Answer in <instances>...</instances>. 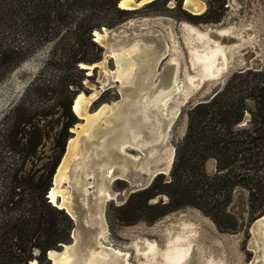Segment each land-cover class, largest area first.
<instances>
[{
  "label": "rangeland",
  "instance_id": "374dc122",
  "mask_svg": "<svg viewBox=\"0 0 264 264\" xmlns=\"http://www.w3.org/2000/svg\"><path fill=\"white\" fill-rule=\"evenodd\" d=\"M203 1L206 5L205 10L196 13L184 7L182 0H148L135 9H129L132 10L130 15L116 25L103 26L94 31L104 32V29H107L109 40L117 44H128L133 37L137 39L141 37L142 45L156 48L157 53H162V57L165 55L164 46L168 47L167 54L171 57L175 52L172 46L175 45L177 49L175 54L181 62V79L185 71L192 72L184 40L187 34L184 26L188 24L198 31L208 32L212 39L221 43V46L233 48L229 68L224 72L220 80L222 84L217 88L220 91L235 73L250 70H242L248 64L254 71L264 70V0H226L225 10L219 22L201 20L203 14L210 8L208 1ZM199 16L201 18H194ZM113 29L116 31L112 33ZM226 30L230 32L224 36L218 35ZM65 31L66 29L62 28L52 39L18 54L9 49L12 45H22L24 41L26 42V35L21 33V29L14 37L3 35L4 37L0 39V46L3 52L5 51L0 57V200L10 182L12 183L16 177L21 187L30 193L29 197L33 199L38 194H32L30 187L33 184L38 183L41 188L49 184L46 194L48 202L58 210H63L71 220H67L58 210L47 209V227H52L59 235L44 231L43 238L37 242L47 243L52 236H58L63 240L45 252L39 246L33 247L26 253L31 256L27 262L24 256H19L18 259L13 258L12 264H50L49 250H63L64 247L60 245L73 243L75 233L85 235L90 242L84 246L88 250L97 252L101 248L94 246L106 245L130 251L132 253L130 260L138 262L142 256H136L135 244L143 248L154 241L160 247H164L168 239L183 232L182 224L194 227L193 233L190 232L197 245L194 247L193 257L196 258L202 253L201 264L212 258L219 264L259 262L260 251L264 249V245L259 246L255 239L257 233L255 223L264 212L257 215L251 213L250 198L253 193L251 190L245 186H238L234 190L232 202L227 209L229 216L221 215V197H218L216 207L212 210L215 218L191 205L154 218L160 209L158 205L167 203L169 197L164 193L158 194L149 200L148 203L151 205L149 207L142 203L140 196H132L139 191L136 186H132L133 183L147 173L139 168L147 158V153L134 145H127L125 155L114 158L117 165L126 159L138 160L136 163L126 160L128 168L124 176L111 181L105 180L113 194L110 199L101 201L92 174H83L80 175L83 179L78 187L69 182L63 184L64 187L68 186V192L72 195L76 218L66 208L51 200L50 187L67 152L68 142L76 136L75 128L84 122V119L74 111V100L80 93L90 95L95 89L100 91L98 98L89 107V111L93 113L103 104H114L123 98L118 80L111 77L112 82L103 87L107 81L106 72H112L117 67L109 48L97 40L94 31L93 40L99 49L84 42V38L67 35ZM240 43L243 44L239 46ZM162 57L156 59V73H159V69L164 65L160 63ZM79 58H97L91 62H81L99 64L90 71L82 67L81 62H76ZM210 84L211 81L204 82L200 89L192 91L191 94L194 92V97L202 95ZM179 101L183 103L184 99L179 98ZM193 107L187 104L182 107L179 115V111L177 112L169 126V143L157 153L158 159L161 160L169 157L170 151L175 154L170 172L164 175L165 182L172 178L171 172L177 150L187 132L189 111ZM250 119V113L246 112L239 126L247 125ZM77 156L78 154L73 158ZM66 170H69V166ZM206 171L209 175L221 173L217 172V161L214 158L207 161ZM261 190L264 194V185ZM7 215L18 216L15 210ZM4 217L6 218L1 214L0 220ZM234 221L237 225L231 228ZM0 240L1 250L5 249V241L2 238ZM147 249L148 247H145L142 252ZM13 254L16 255L14 252ZM4 255L1 251L0 264H10Z\"/></svg>",
  "mask_w": 264,
  "mask_h": 264
},
{
  "label": "trees",
  "instance_id": "16d2710c",
  "mask_svg": "<svg viewBox=\"0 0 264 264\" xmlns=\"http://www.w3.org/2000/svg\"><path fill=\"white\" fill-rule=\"evenodd\" d=\"M207 1L210 8L203 14L204 17L194 18H201L203 22H219L226 0ZM119 2L0 0V39L3 35L14 37L21 29V33L26 35V42L12 45L9 49L18 54L52 39L63 28L66 29L65 34L84 38V42L99 49L93 40L94 29L112 27L132 11L120 7ZM4 52L0 46V57ZM96 59L79 58L76 62ZM246 112L250 113L251 119L247 125L239 126ZM212 158L217 161V172L221 173H207L206 163ZM171 175L169 182L164 181L163 174L158 175L148 188L132 195L140 196L142 203L149 207V200L156 195H168L169 201L158 205L160 209L154 218L187 205L198 207L215 218L212 210L218 197H221V215L229 216L227 209L238 186H245L253 192L251 213L257 215L264 212L261 190L264 185V70L235 73L210 101L199 103L189 111L187 132L178 147ZM23 189L16 177L0 200V215L6 216L0 220V239L5 241V249L1 250L0 240V250L10 264L13 258L18 259L19 256H24L27 262L31 256L26 253L33 247L39 246L45 252L63 240L52 236L47 243L37 242L43 238L44 231L59 235L58 231L47 227V209L58 210L46 197L49 184L42 188L38 183L33 184L30 187L32 194L38 193L34 199ZM14 210L17 217L7 215ZM58 211L71 221L63 210ZM217 223L222 226L218 220ZM236 225L234 221L231 228Z\"/></svg>",
  "mask_w": 264,
  "mask_h": 264
},
{
  "label": "bare ground",
  "instance_id": "6f19581e",
  "mask_svg": "<svg viewBox=\"0 0 264 264\" xmlns=\"http://www.w3.org/2000/svg\"><path fill=\"white\" fill-rule=\"evenodd\" d=\"M184 5L196 13H200L206 7L203 0H185ZM119 6L135 9L139 5L134 0H121ZM184 28L187 31L184 40L188 48L189 66L192 72L185 71L183 79L180 78V61L175 54L176 46L173 45L172 49L175 52L171 60L177 62V70L167 85L160 82V72L156 73V48L142 45L141 37H138L140 39L133 37L128 44H117L109 40L107 29L104 32L94 31L97 40L109 48V53L115 58L117 64L115 70L106 72L107 81L103 87L112 82L111 77L118 80L123 98L114 104H103L93 113L89 111V107L98 98L100 91L95 89L90 95L80 93L74 100V111L84 119V122L75 128L76 136L68 142L67 152L58 166L54 184L49 191L51 200L60 207L66 208L73 217L76 218V213L73 210L72 195L68 192V186H63L65 182L78 187L83 179L80 175L92 174L98 186V197L101 201L104 202L113 197L105 180L111 181L124 176L128 168L127 161L136 163L138 160V158L126 159L127 161L123 160L122 164L117 165L114 158L121 152H125L127 145L137 146L140 150L146 148L147 158L139 168L150 171L153 162L159 160L155 158L160 150L159 144L164 141L170 123L179 111V98L187 99L191 92L207 79L216 78L229 68L233 48L227 49L221 46V43L212 39L208 32L198 31L191 25L187 24ZM217 30L220 29L217 28ZM222 32L224 34H218L224 36L230 30ZM242 44L240 43L239 46ZM98 64L81 62V66L90 71ZM124 64L129 67L126 68ZM175 97H177L175 101L170 102ZM165 119L169 122L164 129ZM77 154L78 156L73 158ZM167 159L168 167H170L173 159L172 151ZM193 228L192 225L182 224L183 232L179 231L180 233L174 237L167 238L164 247H160L154 241L143 248L135 244L136 256H142L138 262L130 260L132 255L130 251L118 248L109 250L107 248L111 247L106 245L105 247L94 246L101 248L97 252L88 250L84 246L90 242L84 234L81 236L76 233L73 243L65 244L61 251L50 249L48 255L53 260L52 264H201L202 253L196 258L193 257L196 245L193 234L190 233H193ZM255 228H257L255 239L259 246L264 245V214L256 219ZM145 247H148L147 251L142 252ZM260 252L261 260L253 264H264V249ZM205 264L219 263L212 258Z\"/></svg>",
  "mask_w": 264,
  "mask_h": 264
},
{
  "label": "water",
  "instance_id": "95a60500",
  "mask_svg": "<svg viewBox=\"0 0 264 264\" xmlns=\"http://www.w3.org/2000/svg\"><path fill=\"white\" fill-rule=\"evenodd\" d=\"M121 1V0H120ZM135 3L139 6L143 5L145 2H147L148 0H134ZM183 1V4L185 3V0H182ZM142 2V3H141ZM138 6V7H139ZM185 7V6H184ZM105 30V29H104ZM116 30H111V32H115ZM217 31V30H215ZM219 35V34H218ZM163 54H165L163 57H162V53H157L155 55V58L158 60L160 57H162L160 59V63H164L163 67H161L159 69V72H160V82L162 84H168L171 82L174 74L176 73V70H177V62L175 61H172L171 60V57H169V55L167 54V52L169 51L168 47L167 46H164L163 47ZM178 59V58H176ZM180 60V59H179ZM180 65H181V62H180ZM181 69V68H180ZM245 69H251V67H249V64L246 66V68H243L242 70H245ZM225 72V71H224ZM224 72L216 77V78H212V79H207L206 81H211V84L209 85V87L207 88V90L200 96H197V97H194V92L198 89L201 88V86H199L197 89H195V91L187 98L184 100L183 103H180L179 104V112H178V115L182 112V107H184V105H187L189 104L191 107L199 104V103H203V102H206L208 101L209 99H211L212 97H214L220 90L217 89L219 87L220 84H222V77H223V74ZM205 81V82H206ZM171 105V103H170ZM177 115V116H178ZM165 124H164V129L166 127V123L169 122L168 119H165L164 120ZM168 133H169V130L165 133V139L164 141L159 144V149L161 150V148H163V146L167 143H169V138H168ZM127 148H125V151H126ZM143 152H146L147 155H148V152H147V149L146 148H143L141 149ZM120 155H125L124 152H121ZM158 155L155 156L156 159H158L157 157ZM174 156L175 154L173 155V159H172V162H171V165L173 163V160H174ZM171 165L170 167L169 166V160L167 158H163L162 160L159 159L158 161L156 162H153V164L151 165L150 167V171H147V173L144 174V176L142 178H138V180H136L134 183H133V187H137L138 190H142V189H145L147 188L151 182L153 181V179L160 175V174H163V175H166L167 173L170 172V168H171ZM157 171V173L154 175V172ZM54 184V182H53ZM51 188V187H50ZM262 216V215H261ZM60 246L64 247L65 244H61ZM114 248V247H112ZM112 248H107L109 250H111ZM49 260H50V264H52V258H50L48 256ZM121 262V261H120ZM196 264V263H194Z\"/></svg>",
  "mask_w": 264,
  "mask_h": 264
},
{
  "label": "flooded vegetation",
  "instance_id": "af4514ba",
  "mask_svg": "<svg viewBox=\"0 0 264 264\" xmlns=\"http://www.w3.org/2000/svg\"><path fill=\"white\" fill-rule=\"evenodd\" d=\"M222 34H224V32H222Z\"/></svg>",
  "mask_w": 264,
  "mask_h": 264
}]
</instances>
